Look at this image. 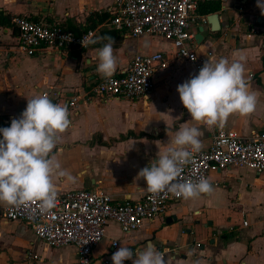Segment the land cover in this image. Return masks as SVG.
<instances>
[{
    "label": "crops",
    "instance_id": "obj_1",
    "mask_svg": "<svg viewBox=\"0 0 264 264\" xmlns=\"http://www.w3.org/2000/svg\"><path fill=\"white\" fill-rule=\"evenodd\" d=\"M209 4L219 7L210 13L217 15L218 30L212 31L208 22L194 26V37L203 28V40L200 44L195 40L192 48L204 62L245 56V76L257 95V105L249 115H231L223 126H201L203 148L209 147L218 127L241 137L264 133V16L257 0L209 2L200 7ZM110 7L111 0H0V13L11 22L16 16H27L35 22L59 24L74 34L94 24L98 36L102 30H113L107 25ZM103 16L108 19L99 23ZM14 29L0 26V127L5 119L20 116L27 98L50 93L54 103L67 105L71 122L60 134L54 156L73 180L54 176L57 192L96 190L115 202L139 201L146 184L137 173L157 159L169 139L167 133L192 123L176 89L197 71L175 59L170 42L162 39L152 46L151 36L121 34L118 46L113 44L118 61L115 74L137 54L162 52L168 66L155 72L154 88L144 99H94L90 88L101 77L96 72V49L106 42L68 51L47 49L42 55L27 57L18 49ZM72 99L75 102L70 106ZM250 173L253 184H243V189L240 182ZM208 179L214 189L211 195L171 202L164 214L145 221L135 232L123 234L117 224L108 223L93 256L109 255L111 240L133 250L150 241L163 252L166 264H264V178L231 167L210 173ZM253 187L256 190L250 191ZM0 264H76V252L72 247L49 248L26 224L0 217Z\"/></svg>",
    "mask_w": 264,
    "mask_h": 264
},
{
    "label": "built area",
    "instance_id": "obj_2",
    "mask_svg": "<svg viewBox=\"0 0 264 264\" xmlns=\"http://www.w3.org/2000/svg\"><path fill=\"white\" fill-rule=\"evenodd\" d=\"M225 1L111 0L108 11L111 17L107 25L131 38L158 36L170 42L175 59L192 65L198 73L204 61L192 48L195 43L192 28L207 23V15L200 14L199 7L209 2ZM12 23L17 32L18 49L27 57L42 55L47 49L57 52L82 49L83 38L98 36L95 29L74 34L59 24L35 22L27 16H16ZM167 66L162 52L137 54L110 81L100 77L90 88L91 98L144 99L154 88L155 72ZM42 94L50 96L48 92ZM74 102L72 99L69 105L73 106ZM12 119H5L3 127L10 126ZM231 167L244 168L264 178V133L241 137L234 131L218 127L209 147L193 155L182 176L186 180H198L201 176L209 178L210 173ZM180 199L167 191L157 195L146 191L139 201L115 202L102 191L82 189L58 193L56 207L48 213L41 214L34 202L20 207L0 205V217L26 224L34 236L49 248H74L76 264H112L111 256L121 247L118 240L110 241L109 255L93 256V250L105 238L108 223H115L123 234H130L139 230L145 221L164 214L169 203Z\"/></svg>",
    "mask_w": 264,
    "mask_h": 264
},
{
    "label": "clouds",
    "instance_id": "obj_3",
    "mask_svg": "<svg viewBox=\"0 0 264 264\" xmlns=\"http://www.w3.org/2000/svg\"><path fill=\"white\" fill-rule=\"evenodd\" d=\"M257 7L264 16V0H257ZM101 43L96 49V72L110 81L118 67L115 40L111 36L81 40L83 48ZM245 60L243 55L232 60L208 58L197 75L177 86L180 102L192 123L185 122L179 130L167 133L169 139L157 159L137 173L148 193L167 191L185 200L212 194L214 189L208 178L186 180L182 173L193 155L203 148L201 126H223L231 115L246 116L255 110L257 95L249 89ZM70 123L67 105L40 94L27 98L25 109L11 120L10 126L0 127V205L20 207L36 202L41 214L56 207L58 192L53 177L73 180L54 156L60 134ZM126 260L132 264H166L164 254L150 241L135 250L121 246L111 256L112 264Z\"/></svg>",
    "mask_w": 264,
    "mask_h": 264
},
{
    "label": "trees",
    "instance_id": "obj_4",
    "mask_svg": "<svg viewBox=\"0 0 264 264\" xmlns=\"http://www.w3.org/2000/svg\"><path fill=\"white\" fill-rule=\"evenodd\" d=\"M218 10H219L218 6H214L212 4H209V5H206L203 8H201L200 13L201 14H210V13H214ZM107 16H103L102 18H99V23H101L104 19H106ZM0 26L1 27H12L13 26L10 18L8 16L4 15L3 13H0ZM89 29H94V24H92V26ZM100 34H101V36H111L115 40V47H117L119 42L122 40L121 33L118 31H115V30H102L100 32ZM103 42H107V41H103Z\"/></svg>",
    "mask_w": 264,
    "mask_h": 264
},
{
    "label": "rangeland",
    "instance_id": "obj_5",
    "mask_svg": "<svg viewBox=\"0 0 264 264\" xmlns=\"http://www.w3.org/2000/svg\"><path fill=\"white\" fill-rule=\"evenodd\" d=\"M150 38L153 41L152 46H156V45H159V44L162 43V39L160 37H158V36H151ZM148 54H150V53H148ZM252 182H253V175L250 173L248 175L243 176V178H242L240 183H241V185L243 187V184L244 185L253 184ZM244 187H243V189H245ZM254 190H256V187L255 188L253 187V189H251L250 191H254ZM218 213H220V211Z\"/></svg>",
    "mask_w": 264,
    "mask_h": 264
},
{
    "label": "water",
    "instance_id": "obj_6",
    "mask_svg": "<svg viewBox=\"0 0 264 264\" xmlns=\"http://www.w3.org/2000/svg\"><path fill=\"white\" fill-rule=\"evenodd\" d=\"M207 22L210 24L211 28H212V31L214 30H218L217 29V15L216 14H210L207 16ZM202 32H203V28L200 27L199 28V34L195 37V40L198 44H200L203 40V35H202ZM173 218H171L172 220ZM174 220V219H173Z\"/></svg>",
    "mask_w": 264,
    "mask_h": 264
}]
</instances>
